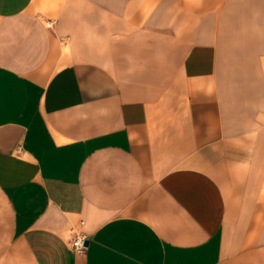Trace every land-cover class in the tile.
Segmentation results:
<instances>
[{
    "label": "crops",
    "instance_id": "crops-1",
    "mask_svg": "<svg viewBox=\"0 0 264 264\" xmlns=\"http://www.w3.org/2000/svg\"><path fill=\"white\" fill-rule=\"evenodd\" d=\"M0 264H264V0H0Z\"/></svg>",
    "mask_w": 264,
    "mask_h": 264
},
{
    "label": "built area",
    "instance_id": "built-area-1",
    "mask_svg": "<svg viewBox=\"0 0 264 264\" xmlns=\"http://www.w3.org/2000/svg\"><path fill=\"white\" fill-rule=\"evenodd\" d=\"M85 242H86V237L83 235H78L72 239L71 248L73 249V251L77 253L82 252L86 248Z\"/></svg>",
    "mask_w": 264,
    "mask_h": 264
},
{
    "label": "water",
    "instance_id": "water-1",
    "mask_svg": "<svg viewBox=\"0 0 264 264\" xmlns=\"http://www.w3.org/2000/svg\"><path fill=\"white\" fill-rule=\"evenodd\" d=\"M88 243H89V241H88V240H86V242H85V245L87 246V245H88Z\"/></svg>",
    "mask_w": 264,
    "mask_h": 264
}]
</instances>
